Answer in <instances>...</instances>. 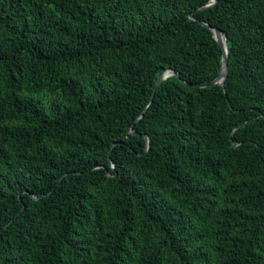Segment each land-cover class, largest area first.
<instances>
[{
  "label": "trees",
  "instance_id": "trees-1",
  "mask_svg": "<svg viewBox=\"0 0 264 264\" xmlns=\"http://www.w3.org/2000/svg\"><path fill=\"white\" fill-rule=\"evenodd\" d=\"M208 1L0 0V264H264V0Z\"/></svg>",
  "mask_w": 264,
  "mask_h": 264
},
{
  "label": "water",
  "instance_id": "water-1",
  "mask_svg": "<svg viewBox=\"0 0 264 264\" xmlns=\"http://www.w3.org/2000/svg\"><path fill=\"white\" fill-rule=\"evenodd\" d=\"M216 0H210L208 1L204 6H202L201 8H205L208 7L212 4L215 3ZM204 25L208 26L209 29L212 31L213 36L215 38V40L221 45L223 53H222V58H221V69H220V73L219 75L214 79V81H212L210 84H223L224 80L226 78V74H227V47H226V43H225V37L218 31V29H216L215 27L209 26L207 23L202 22ZM174 73L173 69H166L164 70L159 78L158 81L156 83L155 89L158 85V83L163 80L164 78H166L168 75ZM146 145L148 143V138L146 136Z\"/></svg>",
  "mask_w": 264,
  "mask_h": 264
}]
</instances>
